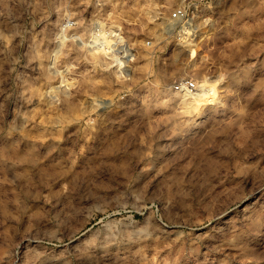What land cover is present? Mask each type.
<instances>
[{"label": "rangeland", "instance_id": "obj_1", "mask_svg": "<svg viewBox=\"0 0 264 264\" xmlns=\"http://www.w3.org/2000/svg\"><path fill=\"white\" fill-rule=\"evenodd\" d=\"M0 264H264V0H0Z\"/></svg>", "mask_w": 264, "mask_h": 264}, {"label": "bare ground", "instance_id": "obj_2", "mask_svg": "<svg viewBox=\"0 0 264 264\" xmlns=\"http://www.w3.org/2000/svg\"><path fill=\"white\" fill-rule=\"evenodd\" d=\"M101 25V24H100ZM95 26V28H94V32H93V34L91 35V37L86 41V42H83V44H84V46H86L87 47V49H88V51L90 50V52H91V50H93V48L95 49V46L98 48V47H100L101 48V46H98L99 44H101V41L103 42H106L107 43V41H111V42H113V41H115L114 43H116V41H119L120 42V40H121V37H120V33L118 32V29H116V27H112V26H110L109 28H105V29H103V28H101L102 27V25L101 26ZM181 32V31H180ZM91 33V32H90ZM62 34V33H61ZM61 38V37H60ZM77 41V40H76ZM92 42H93V44H92ZM103 42V43H104ZM98 45H97V44ZM102 43V44H103ZM118 43V42H117ZM115 47V46H114ZM116 47H117V45H116ZM118 48V47H117ZM117 48H116V50H117ZM86 50V49H85ZM99 50V49H98ZM110 50H112V49H110ZM119 50V49H118ZM87 51V52H88ZM204 86V85H203ZM200 88H201V86H199ZM211 87V86H210ZM206 88V87H205ZM202 90H204V89H202ZM210 90V89H209ZM212 92V91H211ZM207 93V92H206ZM205 92L203 93L202 92V94H200L199 96H202L203 94H206ZM208 93H209V91H208ZM194 94H195V92H194ZM196 94H197V92H196ZM195 96V95H194ZM204 96V95H203ZM199 98V97H198ZM201 100V99H200Z\"/></svg>", "mask_w": 264, "mask_h": 264}, {"label": "built area", "instance_id": "obj_3", "mask_svg": "<svg viewBox=\"0 0 264 264\" xmlns=\"http://www.w3.org/2000/svg\"><path fill=\"white\" fill-rule=\"evenodd\" d=\"M186 17H187V11L185 10L184 7L180 6L173 11L170 20L171 22H179L180 20H183ZM174 89L177 92H184L190 94L196 89V83L192 81L179 82L175 84Z\"/></svg>", "mask_w": 264, "mask_h": 264}]
</instances>
